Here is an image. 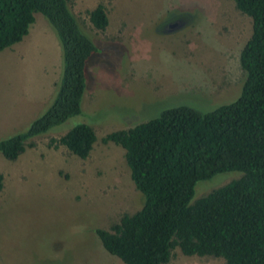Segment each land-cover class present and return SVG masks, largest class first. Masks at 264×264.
I'll use <instances>...</instances> for the list:
<instances>
[{"label": "rangeland", "instance_id": "374dc122", "mask_svg": "<svg viewBox=\"0 0 264 264\" xmlns=\"http://www.w3.org/2000/svg\"><path fill=\"white\" fill-rule=\"evenodd\" d=\"M98 4L107 13L105 31L89 22ZM68 6L96 48L86 65L83 107L32 139L16 160L0 154V264H123L103 249L95 230L139 211L143 197L124 150L102 138L178 106L207 113L228 105L245 80L239 56L252 22L231 0H68ZM182 15L188 18L177 21ZM34 17L27 36L0 53V140L26 131L56 95L60 45L46 20ZM78 124L97 138L85 160L49 147ZM241 176L198 182L190 204ZM74 223L88 225L82 238H67ZM167 264L226 263L175 249Z\"/></svg>", "mask_w": 264, "mask_h": 264}, {"label": "trees", "instance_id": "16d2710c", "mask_svg": "<svg viewBox=\"0 0 264 264\" xmlns=\"http://www.w3.org/2000/svg\"><path fill=\"white\" fill-rule=\"evenodd\" d=\"M231 1L252 22L239 56L245 80L238 98L207 113L184 105L167 109L101 140L124 150L143 197L139 211L123 215L109 230H95L103 249L123 264H167L175 249L226 264H264V0ZM35 14L55 32L62 71L48 109L26 131L0 140V154L8 161L33 147L32 139L81 114L86 65L96 50L68 0H0V53L27 36ZM88 17L97 31L109 24L102 4ZM96 141L91 127L78 124L48 145L85 160ZM228 172L242 176L190 204L198 182ZM1 182L0 175V190Z\"/></svg>", "mask_w": 264, "mask_h": 264}, {"label": "clouds", "instance_id": "9594fccd", "mask_svg": "<svg viewBox=\"0 0 264 264\" xmlns=\"http://www.w3.org/2000/svg\"><path fill=\"white\" fill-rule=\"evenodd\" d=\"M88 230V225L84 223H74L69 225L67 229V238L71 239L73 237L82 238Z\"/></svg>", "mask_w": 264, "mask_h": 264}, {"label": "water", "instance_id": "95a60500", "mask_svg": "<svg viewBox=\"0 0 264 264\" xmlns=\"http://www.w3.org/2000/svg\"><path fill=\"white\" fill-rule=\"evenodd\" d=\"M176 24L171 25L170 27H174Z\"/></svg>", "mask_w": 264, "mask_h": 264}]
</instances>
